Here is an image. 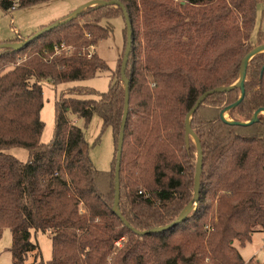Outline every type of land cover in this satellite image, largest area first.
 I'll list each match as a JSON object with an SVG mask.
<instances>
[{
	"label": "trees",
	"instance_id": "trees-1",
	"mask_svg": "<svg viewBox=\"0 0 264 264\" xmlns=\"http://www.w3.org/2000/svg\"><path fill=\"white\" fill-rule=\"evenodd\" d=\"M50 1L0 0V9L7 14ZM116 1L132 29L126 80L121 69L127 27L109 91L96 92L98 99L77 97L88 91L80 86L62 93L48 144L42 143L43 82L77 83L109 72L96 50L109 37L101 22L125 20L122 8L88 7L21 49H0V241L10 229L11 264H257L246 262L239 248L264 233V115L248 124L264 109V52L248 63L241 101V88H230L239 81L247 54L264 44L261 30L256 42L251 40L264 0ZM23 39L0 44L29 38ZM62 46L66 50L57 54ZM126 81L129 115L116 206ZM217 88L229 90L207 97L190 123L203 150L196 209L168 231L137 235L135 230L175 222L193 200L198 148L186 135V121L199 98ZM238 102L226 121L222 113ZM70 114L86 128L99 117L102 132L111 129L110 172L93 167L84 129ZM13 148L27 150L29 160L8 154ZM33 230L51 235L50 261L39 259ZM33 253L35 260L28 263Z\"/></svg>",
	"mask_w": 264,
	"mask_h": 264
},
{
	"label": "rangeland",
	"instance_id": "rangeland-1",
	"mask_svg": "<svg viewBox=\"0 0 264 264\" xmlns=\"http://www.w3.org/2000/svg\"><path fill=\"white\" fill-rule=\"evenodd\" d=\"M93 0H53L41 5H37L24 10H13L10 13H4L0 9V42L12 41L17 38H30L53 24L59 23L73 13L80 10ZM94 7V6H92ZM85 9H81V13ZM101 25L109 32L108 39L101 41L96 47L98 55L106 61L110 71L100 74L98 77L77 83H68L62 85H53L49 82H43L44 107L41 112V119L45 123V129L42 135V143L48 144L52 141L55 131V103L62 93H69V89L80 86L88 90L83 95H76L82 99H98L96 93H106L110 89L112 76L119 69L124 55V29L125 20L122 17L103 19ZM264 32V4L258 9L257 27L251 40L256 42L259 31ZM116 79V78H115ZM94 91L95 94H90ZM229 119V116H225ZM73 123L84 129L85 139L90 146L89 157L93 167L102 172H110L115 156L114 138L111 129L102 132L103 122L99 117H94L90 125L86 124L81 118L70 114ZM21 162L29 160V152L22 148H13L7 151ZM33 242L40 248L39 259L50 261L52 259L51 235L32 231ZM127 240H122L117 245L120 249ZM12 233L10 229L4 230L2 240L0 241V264H11ZM238 246V243H236ZM239 251L245 261H254L257 264H264V233H255L252 241L245 247L239 248ZM35 254H30L28 263H33Z\"/></svg>",
	"mask_w": 264,
	"mask_h": 264
},
{
	"label": "water",
	"instance_id": "water-1",
	"mask_svg": "<svg viewBox=\"0 0 264 264\" xmlns=\"http://www.w3.org/2000/svg\"><path fill=\"white\" fill-rule=\"evenodd\" d=\"M92 6H119L122 8L123 12H124V17H125V21H126V27H127V47H126V51H125V55H124V59H123V63H122V69H121V75L123 80H126L125 76H126V69L128 66V61H129V56H130V52L132 49V29H131V23L127 14V11L125 9V7L123 6V4L119 1H102V0H93L91 2H89L87 5L83 6V8L81 9H86L88 7H92ZM80 9V10H81ZM78 10L77 12L73 13L70 17H68L66 20L61 21L59 23L53 24L47 28L42 29L40 32H38L37 34H35L34 36L30 37L29 39L20 42V43H4V44H0V49L3 48H16V49H21L23 48L26 44L34 41L35 39L39 38L40 36H42L45 33H48L54 29H56L60 24H65L69 21H71L73 18H76L81 11ZM264 52V44L257 46L256 48H254L251 52H249V54H247V56L244 58L243 60V70L240 76L239 81L233 85L230 89L233 88H237L240 87L241 88V98L240 101L243 99V97L245 96V81H246V76H247V69H248V63L258 54L263 53ZM229 89H225V88H217L215 90L206 92L205 94H203L199 100L197 101L195 107L193 108V110L190 112V114L188 115L187 121H186V135L187 136H191L192 139L194 140L197 148H198V162H197V169H196V174H195V196L193 198V200L191 201V203L187 206V208L184 210V212L182 213V215L180 216V218L178 220H176L175 222L164 226V227H159V228H154L152 230L149 231H138L135 230V233L139 236H145L148 234H156V233H162L165 231H168L169 229L177 226L178 224H180L184 217L192 210H195L197 207V204L199 202V198H200V175L201 172L203 170V150H202V146H201V142L200 140L197 138V136L193 133V130L191 128V119L193 114L200 108V106L202 105V103L205 101V99L207 97H209L210 95H213L215 93H221V92H225L228 91ZM129 101H130V94H129V82L126 81V92H125V110H124V117L122 120V128H121V132H120V137H119V142H118V147H117V165H116V172H115V203L116 206L119 205L120 202V188H121V183H120V169H121V159H122V152H123V145H124V137H125V128H126V124H127V119H128V115H129ZM239 101V102H240ZM236 103L235 105L229 107L228 109H226L223 113L222 116L223 118L226 120L227 118L225 117L227 115V112H229L232 108L236 107L238 104ZM260 115H264V109H260L259 111L256 112V114L254 115V118L251 122H249L248 124H252L255 123L258 120V117ZM227 121V120H226ZM237 124V123H236ZM238 125H245V124H238ZM127 227H130V225L125 222Z\"/></svg>",
	"mask_w": 264,
	"mask_h": 264
},
{
	"label": "built area",
	"instance_id": "built-area-1",
	"mask_svg": "<svg viewBox=\"0 0 264 264\" xmlns=\"http://www.w3.org/2000/svg\"><path fill=\"white\" fill-rule=\"evenodd\" d=\"M175 2H179V1H181V0H174ZM66 49H65V47L64 46H62L61 48H57V54H59V52L60 51H65ZM121 243V242H120ZM120 243H118V244H120Z\"/></svg>",
	"mask_w": 264,
	"mask_h": 264
},
{
	"label": "crops",
	"instance_id": "crops-1",
	"mask_svg": "<svg viewBox=\"0 0 264 264\" xmlns=\"http://www.w3.org/2000/svg\"><path fill=\"white\" fill-rule=\"evenodd\" d=\"M81 8H83V7H81ZM81 8H80V9H81ZM22 39H23V38H22ZM23 40H24V39H23ZM246 262H248V261H246Z\"/></svg>",
	"mask_w": 264,
	"mask_h": 264
}]
</instances>
